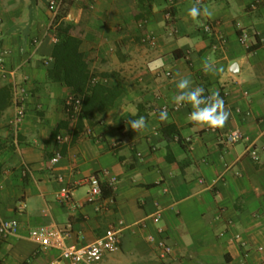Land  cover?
<instances>
[{
    "label": "crops",
    "instance_id": "obj_1",
    "mask_svg": "<svg viewBox=\"0 0 264 264\" xmlns=\"http://www.w3.org/2000/svg\"><path fill=\"white\" fill-rule=\"evenodd\" d=\"M49 1L0 0V53L9 51L0 82L28 91L21 123L13 124L14 102L0 116V215L20 223L0 243V264H70L30 238L34 228L67 224L69 243L79 246L122 229L120 249L100 264H264V0H155L144 27L155 45L142 40L138 0H64L63 20L75 25L91 70L116 72L102 81L124 87L108 112L82 116L81 124L65 107L71 89L48 78L54 60H45L57 41ZM172 5L174 20L166 12ZM192 7L200 9L195 19ZM208 23L216 34L204 31ZM182 79L187 88L178 87ZM197 87L223 100L230 114L223 126L189 118L215 103L193 107L187 93ZM141 116L145 126L132 129ZM170 124L174 138L163 132ZM235 129L246 139L229 144ZM57 150L62 158L50 165ZM104 169L119 181L90 203L87 179ZM65 186L69 201L60 197ZM149 235L164 237L172 256L160 259Z\"/></svg>",
    "mask_w": 264,
    "mask_h": 264
},
{
    "label": "built area",
    "instance_id": "obj_2",
    "mask_svg": "<svg viewBox=\"0 0 264 264\" xmlns=\"http://www.w3.org/2000/svg\"><path fill=\"white\" fill-rule=\"evenodd\" d=\"M202 2L203 0H198ZM48 7L53 13L52 24L57 16V14L64 7V0H50ZM167 18H171L170 13H167ZM204 31L208 34H216V28L213 24L204 25ZM1 33V31H0ZM222 43H226V38L222 35L219 36ZM239 37L243 43H248L251 35L247 30H242L239 33ZM143 42H149L152 45L156 44V39L153 35L146 33L142 37ZM35 42H39L36 40ZM9 51L4 50L0 53V69L5 71L6 69V56ZM53 58H48L45 60V63L48 64ZM167 76H171V72L166 73ZM14 96L13 102L15 105V116L13 119V124L18 125L24 119L26 115V96L27 89L22 86H14ZM228 92L225 91V94ZM211 93L202 91L198 97L201 101L211 100L213 97ZM182 103L175 105V109H178ZM65 107L67 113H71L72 118H78L81 114V101L79 98H75L72 94L69 95L65 100ZM246 139L245 135L241 130L235 129L232 130L226 136V142L229 144H235L237 142L243 141ZM67 140L62 134L57 135L56 141L59 144H63ZM251 155L254 159H258V153L255 149L251 151ZM62 158L61 150H57L55 154L49 160L50 165H55ZM27 170V169H26ZM60 181H63V177H58ZM104 179H106L104 181ZM118 178L112 176L110 171L104 169L87 179V182L90 185V190L87 194V201L90 203L96 202L100 199L103 192V185L108 187H115L118 182ZM165 191L167 189H164ZM60 197L63 201H69L72 197V192L69 187H62L60 192ZM153 218L156 222L161 221L162 219V210L159 209L154 215ZM20 229V223L15 218H5L0 215V243L11 235L18 233ZM121 231L122 229H115L106 235L98 238L92 243L84 245H76L69 243V239L72 236V225L67 224L64 227H59L56 225H45L39 228H34L30 231V238L35 241L40 248L42 249H57L60 252V261H67L70 264H100L106 255L115 253L120 249L121 245ZM158 231L163 232V228L159 227ZM226 231H222L221 235L224 236ZM234 240L238 241L241 246L246 247L247 241L244 240L240 233H236L233 237ZM148 240L151 243H154L158 252V256L162 260H167L173 254V246L164 238H157L155 235H149ZM264 248L262 246L258 247L259 251H262Z\"/></svg>",
    "mask_w": 264,
    "mask_h": 264
},
{
    "label": "trees",
    "instance_id": "obj_3",
    "mask_svg": "<svg viewBox=\"0 0 264 264\" xmlns=\"http://www.w3.org/2000/svg\"><path fill=\"white\" fill-rule=\"evenodd\" d=\"M154 1L138 0L139 11L135 13V16L143 28L142 37L146 34L144 27L153 13ZM178 1L175 0V4ZM166 12L170 13L171 20H174L177 13L176 6H170L166 9ZM63 16L62 8L52 24L57 41L52 52L54 63L48 70V78L52 81L65 83L71 89V94L80 99L82 114L77 120L81 124L83 117L89 118L93 115H103L108 112L123 94L124 87L121 83L108 85L102 81L104 78L116 76V72L98 73L91 70L85 58V53L81 49L82 38L74 33L75 25L72 22L63 20ZM256 46L252 45L249 49L252 50ZM13 96V85L0 82V116L13 104ZM69 115L72 118L71 113ZM163 132L169 138L179 135V131L173 124L167 125ZM178 139L182 141L181 137H178Z\"/></svg>",
    "mask_w": 264,
    "mask_h": 264
},
{
    "label": "clouds",
    "instance_id": "obj_4",
    "mask_svg": "<svg viewBox=\"0 0 264 264\" xmlns=\"http://www.w3.org/2000/svg\"><path fill=\"white\" fill-rule=\"evenodd\" d=\"M210 14V13H209ZM189 15L194 19L200 15V9L198 7H192L189 10ZM190 84L188 79H182L178 85L179 88L184 89L187 88ZM204 91L202 88H196L195 91L187 93L188 99L192 102L193 107L198 106L201 101L198 99L200 93ZM215 100V103L212 104L211 107H204L202 109H198L190 114V119L192 121L207 123L210 126H223V124L229 118V112L224 110V102L221 98H219L218 94H213L212 96ZM177 101H180V97L175 98ZM167 112L161 111L159 114L160 120L167 119ZM130 126L132 129L137 130L145 126V118L143 116L138 119H133L130 121Z\"/></svg>",
    "mask_w": 264,
    "mask_h": 264
}]
</instances>
